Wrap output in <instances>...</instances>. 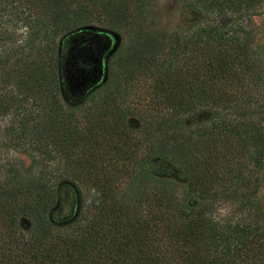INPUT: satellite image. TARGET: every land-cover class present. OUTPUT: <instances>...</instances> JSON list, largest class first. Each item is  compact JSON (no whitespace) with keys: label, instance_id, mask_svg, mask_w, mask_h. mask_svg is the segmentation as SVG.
<instances>
[{"label":"trees","instance_id":"16d2710c","mask_svg":"<svg viewBox=\"0 0 264 264\" xmlns=\"http://www.w3.org/2000/svg\"><path fill=\"white\" fill-rule=\"evenodd\" d=\"M178 1L197 14L195 24L160 40L144 35L121 55L136 65L145 53L157 67L155 92L165 107L135 140L124 136L130 123L120 130L122 118L110 121L105 105L79 126L76 99L91 85L69 98L62 69L65 55L94 36L77 27L93 18L95 8L117 27L125 17L122 2L0 0V18L11 27L7 35L18 22L17 29H28L23 47H10L0 66L29 56L12 77L33 85L27 89L33 116L24 107L27 96L10 97L8 106L16 124L5 128L4 146L21 150L29 165L0 170V264H264V212L252 197L264 166V62L249 18L264 0ZM8 42L14 43L11 37ZM157 51L168 59L156 60ZM84 62L81 72L89 77ZM63 92L62 102L57 96ZM199 113L209 117L188 124ZM138 144L147 161L160 158L180 170L185 187L147 170L124 173ZM55 156L62 158L64 178L50 163ZM121 177L132 184L118 194L115 179ZM140 181L149 188L143 199L134 192ZM67 186L71 217L53 222L49 214Z\"/></svg>","mask_w":264,"mask_h":264},{"label":"rangeland","instance_id":"374dc122","mask_svg":"<svg viewBox=\"0 0 264 264\" xmlns=\"http://www.w3.org/2000/svg\"><path fill=\"white\" fill-rule=\"evenodd\" d=\"M120 1L122 2L120 7L125 17L120 21L117 27H113L112 29L107 18L96 15V8L92 14L93 18L90 19L88 23L77 27L78 29L84 28L93 31L94 36H92V39L88 41L87 45L84 44L78 52H71L70 50L69 53H71L65 55L63 58L65 62L62 69L64 70V80L66 78L65 89L71 96H69V98L75 100L77 91L80 87L84 84L91 85L88 87L87 96H80L76 99L78 104H80V110L75 113V120L79 126L82 127L87 118L95 116V110L98 104H101L105 105L106 110L111 111L110 115H112L108 116L110 121L122 118L120 123H123L124 126L119 125L118 128L120 130H123L126 126L125 122L130 123V127L126 126L124 136L139 140L142 129H145L143 124H151L152 119L157 120L165 114V107L161 101V97L155 92L157 84V67L147 63V59L149 58L144 55L145 53L140 54L141 57L138 59L136 65L126 64V61H124L125 55H121L126 48L131 50L130 47L133 46V43L137 41V39L142 41L145 37L144 35L157 37V39L160 40L161 36L164 37L163 34L172 32L173 30L179 32L187 30L190 28L189 26L195 24L198 16L194 11L188 9V7L178 0ZM120 15L122 16V14ZM249 18L253 24V32L255 33L257 45L261 51L260 55L262 56V61L264 62V4L259 6L254 13L250 14ZM19 25V22L16 23L14 35H7L11 27L5 21L4 17L0 18V57L3 56V54L8 56L10 54L8 53L10 52L9 48L12 46L16 47L20 45L19 48L23 47L28 29L21 26V28L17 29ZM61 36L62 35L55 39L56 44H59ZM10 37L14 41L13 45H10L8 42V38ZM23 52L26 53V47L23 48ZM165 54V51L162 53L157 51L154 53L155 59H168ZM23 56H18L19 59L17 58V63L15 62L16 56H13L9 63L5 66H0V107L2 108V106H5L6 108L4 110H7L5 114L0 115V170L9 166H17L19 170H23L29 165V159L21 150L8 145L4 146L7 139L4 136L5 128L10 124H16V117H12L9 113L10 110L13 109L12 107H8L10 104V97L14 96L15 98H19L22 95L27 96L24 107L26 111L30 113V116H33V112L29 110L31 109L29 106L31 96L27 91V89L33 85L31 83H25V81L23 82V76L16 77L15 79L12 77V75H15V70L17 68L22 67L26 60H30L29 56ZM82 58L85 60L84 63H88L87 68L89 70V77H83L81 72L82 69H84L81 68L82 65H79V63L82 62ZM78 60L81 62H78ZM94 64L97 66H94ZM8 75L11 77L6 79ZM119 91L121 92L119 93ZM110 94H113L110 101L102 104L101 102L103 99L100 98ZM260 94H263L261 90ZM44 96L46 99L50 100L47 92L44 93ZM57 98L63 102L64 92L60 93ZM252 110V115L257 114V110L253 108ZM23 114L24 112L22 111L20 117H22ZM89 114H91V116ZM199 114L200 115L194 116L193 119L189 120L188 124L194 126L195 123L204 122V120L209 117V113L204 116L203 113ZM83 118H85L84 121ZM196 119H198L197 122L195 121ZM262 122L264 124V121ZM136 147V156L134 159L129 160V165H127L128 168L124 170V173L129 169L130 174L133 172L134 175H137V173L140 174L142 170H147L145 173L154 179H165L166 181L169 180L177 183L178 185L176 186L181 190L185 187V179L180 170L160 158H152L150 161H147L145 159V146L143 144H138ZM50 163L59 165L60 170L57 174H61L63 178L66 177L65 173L62 171V166L64 165L62 164L61 157L55 156L54 160L50 161ZM258 170L257 177L260 178V186L252 197L253 201L258 204V210L264 212V166L262 170ZM125 177L115 179V183L118 184V186L115 187V189L118 190V194L120 190H127L132 184H127V177ZM140 183V190H134V192L138 193V198L143 199L142 192L148 191L149 188L145 184V181H140ZM67 187L70 190L61 188L58 197V201L61 200L63 204L59 206V202L57 201L56 206H54L49 214L53 222H63L68 219L72 213V207L69 203V200L70 202L72 201V194L70 193L72 188L70 186ZM141 204L142 201L140 200V205ZM136 205L135 203V206ZM220 212V216H224L226 213L225 206H220Z\"/></svg>","mask_w":264,"mask_h":264}]
</instances>
